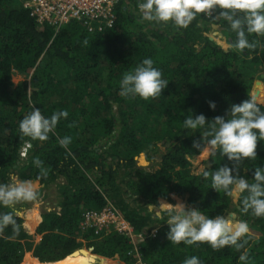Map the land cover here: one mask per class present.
Wrapping results in <instances>:
<instances>
[{"label":"trees","instance_id":"16d2710c","mask_svg":"<svg viewBox=\"0 0 264 264\" xmlns=\"http://www.w3.org/2000/svg\"><path fill=\"white\" fill-rule=\"evenodd\" d=\"M212 23L224 34L225 47L208 38ZM235 38L228 23L215 14L198 17L180 30L141 21L137 0L117 6L111 28L91 32L75 20L55 31L49 24H38L20 0H0V184L17 176L37 180L44 188L57 186V205L43 209L37 225L35 206L25 216L24 226L33 230L36 225L34 234L40 239L34 242L17 214L19 234L14 236L9 226L0 235V264H49L44 262H55L79 248L54 264H134V245L127 235L112 228L94 233L80 226L85 209L104 205L103 194L133 231L142 233L135 244L148 264H183L192 256L201 264H264V217L245 214L242 196L233 201L211 188L210 177L204 179V171L231 166L227 157L217 154L192 167L191 158L199 154L192 144L203 142L202 130L193 133L183 127L190 114L211 120L249 97L264 112V93L257 90L264 83V37L250 35L249 40H258L260 46L243 52L231 47ZM146 58L162 72L167 88L155 100L122 97L123 74ZM15 73L24 78L14 83ZM209 101L215 102V110ZM33 106L46 118L56 111L68 112L46 142L22 137L19 131ZM65 136L72 140L67 149L59 143ZM141 152L149 161L159 158L157 167L139 166L135 157ZM257 153L256 161H245L240 168L250 182L253 169L264 168V141ZM36 158L43 162L46 178L41 177ZM170 193L186 194L187 203L210 218L236 214L249 226L245 248L226 246L217 251L206 243L172 244L167 239V212L159 210L157 215L148 208L161 199L171 201ZM9 211L13 209L0 205V214ZM29 251L35 260L25 255Z\"/></svg>","mask_w":264,"mask_h":264},{"label":"clouds","instance_id":"9594fccd","mask_svg":"<svg viewBox=\"0 0 264 264\" xmlns=\"http://www.w3.org/2000/svg\"><path fill=\"white\" fill-rule=\"evenodd\" d=\"M138 9L141 21L164 27L171 24L178 30L188 29L198 17L213 18L215 14L216 19L226 21L231 32L235 33L236 38L232 41L231 47L240 52L245 49L255 51L260 46L258 40H249L250 35L264 37V0H143L138 4ZM85 43L87 44V41ZM168 83L162 78V72L154 67V61L146 58L134 70L123 74L119 94L129 99L139 97L145 101L155 100L162 95ZM208 103L210 109L215 110V102ZM67 117V110H62L46 118L39 108L33 106L32 111L21 120L19 131L22 137L46 142L49 134L55 132L60 120ZM183 127L192 130L193 133L202 130L200 135L203 142L194 140L192 144L193 148L199 150V156L210 158L219 154L227 157L230 162L231 166L224 165L213 172H203L205 180L211 178V188L229 197L242 196L241 210L245 214L251 211L255 217H264V168L253 169L252 182L240 174V168L245 161L257 160L258 144L264 141V112L261 111L258 101L254 97H249L240 104L232 105L226 115L216 116L211 120L203 114L196 115L195 118L190 114L184 120ZM71 142L69 136L59 140L61 147L65 149ZM34 163L40 168L41 177L46 178L48 173L43 167V162L36 158ZM171 194L174 193H170V198ZM174 195L183 198L185 203L177 202L173 205V199H176ZM174 195L171 201L161 199L156 206H148L149 209L158 207L167 212L166 224L169 226L167 239L172 244L183 243L191 246L206 243L217 251L226 246H232L237 251L245 248L249 233L246 222L236 221L231 213L210 218L194 205L187 203L186 194L185 198ZM38 199L39 195L30 181L17 182L16 177H12L11 183L0 184V205L13 209L0 214V235L9 226L13 235H18L20 225L17 224L15 206L20 203H33ZM159 214L160 211L157 215ZM240 258L244 261L246 255ZM183 264H201V261L199 257L192 256L186 258Z\"/></svg>","mask_w":264,"mask_h":264},{"label":"built area","instance_id":"2783aa9c","mask_svg":"<svg viewBox=\"0 0 264 264\" xmlns=\"http://www.w3.org/2000/svg\"><path fill=\"white\" fill-rule=\"evenodd\" d=\"M23 8L38 24H49L57 31L64 23L75 20L87 31H102L111 28L116 19L117 6L127 4L128 0H20ZM143 0H137L138 4ZM24 155V151L21 153ZM63 181L60 179V183ZM104 205L83 211L80 226L82 230L92 228L94 233L112 228L127 235L134 245V264H147L139 252L136 241L142 239V233H135L130 223L122 216L113 201L103 194ZM157 228L151 229V234Z\"/></svg>","mask_w":264,"mask_h":264},{"label":"rangeland","instance_id":"374dc122","mask_svg":"<svg viewBox=\"0 0 264 264\" xmlns=\"http://www.w3.org/2000/svg\"><path fill=\"white\" fill-rule=\"evenodd\" d=\"M64 25H66V23H64L63 24V26ZM213 30H215V31H217V33L215 34V33H213ZM213 30H207L206 31V34H208V35H210V36H213L214 37V40H219L220 41V43L225 47L227 44H226V40L225 39H223V37H220L219 36V34H222V32L220 31V29L219 28H216V29H213ZM223 36H224V34H222ZM225 37V36H224ZM218 42V41H217ZM262 76V75H261ZM24 78V76L23 75H21V74H18V73H15V74H13V76H12V81L14 82V83H17L18 81H20V80H22ZM264 85V83H261V86H263ZM261 86H258L257 87V90L259 91V92H263L264 93V91H262V87ZM113 110H115V107H114V105H113ZM205 157H202V156H199V154L198 155H196V156H194L193 158H191V162H192V167L193 168H196L197 166H198V164L204 159ZM147 160V159H146ZM148 161V160H147ZM158 162H159V158H157V157H155L152 161H148V162H144V163H142V165L146 168V169H148V170H153L154 168H156L157 167V164H158ZM139 163H141V162H139ZM12 177H15V176H11L10 177V179L8 180V183H11L12 182ZM40 187V186H39ZM50 187H52V190H54V192L56 193V191H57V189H55L56 188V186L55 185H51ZM45 189H47V188H45ZM38 192V191H37ZM47 192V190L44 192V193H46ZM39 195V199L36 201L37 202V204H38V206L40 207V208H42V205L44 206H49V207H53L54 206V204L52 203V201H50V203H48V204H45L46 203V200H47V198H46V194L44 195V194H42V193H40V194H38ZM176 198H177V201H174V203H173V205L174 204H176L177 202H182V200L181 199H183V198H180V197H178V196H176V195H174ZM40 197H43V199L41 198L40 199ZM172 197H173V195H172ZM186 196H184V198H185ZM236 198H237V196H233V201H236ZM175 200V199H174ZM184 200V199H183ZM184 203H185V201H184ZM31 204V203H30ZM33 204H35V203H33ZM32 204V205H33ZM153 210H155V212L157 213L159 210H162V209H160V208H158V207H156V208H152ZM19 210V209H18ZM20 211H22V210H20ZM31 211H32V209L30 208V209H28V210H26V212H25V216H29L30 214H31ZM23 212H24V209H23ZM234 217H235V220L236 221H239L238 220V217H237V215L236 214H234ZM25 221H26V219H25ZM250 233L252 234V235H254V236H257V234H256V231L255 230H250ZM37 235H39V234H37ZM40 236V235H39ZM86 249V248H85ZM27 254H29L30 256H31V258H33V256L31 255V253L30 252H28V253H25V255H27ZM24 255V256H25ZM23 256V257H24ZM33 260H35L34 258H33ZM37 261V260H36Z\"/></svg>","mask_w":264,"mask_h":264},{"label":"crops","instance_id":"0c3cea01","mask_svg":"<svg viewBox=\"0 0 264 264\" xmlns=\"http://www.w3.org/2000/svg\"><path fill=\"white\" fill-rule=\"evenodd\" d=\"M219 36L220 37H223V39H225L226 40V38L222 35V34H219ZM218 41V43H220V41L219 40H217ZM221 44V43H220ZM222 45V44H221ZM223 46V45H222ZM16 177V179H17V182H19V181H23V180H21V179H19L17 176H15ZM25 181H30L31 182V184H32V186H33V188L36 190V191H39V190H41L42 189V194H46V198H47V200H46V203L45 204H48V203H50V201H52V203L54 204V206H56L57 205V193H55L54 192V190H52V187H50V186H47V187H45V188H47V189H45L44 187H42V185L37 181V180H25ZM40 186V187H39ZM56 189V188H55ZM47 190V192L46 193H44L45 191ZM172 195H174V194H171V198H172ZM43 199V197H40V199ZM173 199V198H172ZM182 200V202L184 203V200L183 199H181ZM173 201H177V198L174 200L173 199ZM33 203H35V204H33ZM33 203H26V204H23V206L21 207V209H19V210H22L21 212V216L23 217V223H22V225H23V227L25 228V230L29 233V234H32V236H33V240H34V242H37L39 239H40V236L39 235H37V234H34V231H35V227H36V225L40 222V220H41V212L43 211V209H47V210H49V209H51V207H49V206H43L42 205V208H40L39 206H38V204H37V202H33ZM33 204V205H32ZM175 205V204H174ZM36 207L37 209H38V213H39V216H40V218H39V221L36 223V225L34 226V228H33V230H28V228L26 227V226H24V221H25V212H26V210H28V209H30V208H33V207ZM23 209H24V212H23ZM158 213V212H157ZM30 252V251H29ZM26 253H28V252H26ZM31 253V252H30Z\"/></svg>","mask_w":264,"mask_h":264},{"label":"water","instance_id":"95a60500","mask_svg":"<svg viewBox=\"0 0 264 264\" xmlns=\"http://www.w3.org/2000/svg\"><path fill=\"white\" fill-rule=\"evenodd\" d=\"M216 28H218V24L212 23V24H211V30L216 29ZM213 33L216 34L217 31L213 30ZM208 38L211 39V40H214V37H213V36L208 35ZM263 76H264V75L262 74V77H263ZM135 158H137V160H138V164H139V165H142V163L147 162V160L145 159V155H144L143 152L139 153V155H138L137 157H135ZM139 162H141V163H139ZM15 210H16L17 214H18L19 216H21V211H20V210H17V209H15ZM80 250H82V248H79V249H76V250L72 251L71 253L65 255L63 258H61V259H59V260H63L65 257H70V256H72L75 252L80 251ZM84 250H86V249H84ZM86 251H87V250H86ZM90 254H92V253H90ZM59 260H57V261H55V262H58ZM55 262H44V263L54 264Z\"/></svg>","mask_w":264,"mask_h":264},{"label":"flooded vegetation","instance_id":"af4514ba","mask_svg":"<svg viewBox=\"0 0 264 264\" xmlns=\"http://www.w3.org/2000/svg\"><path fill=\"white\" fill-rule=\"evenodd\" d=\"M148 162V161H147ZM140 166H143V165H140Z\"/></svg>","mask_w":264,"mask_h":264}]
</instances>
